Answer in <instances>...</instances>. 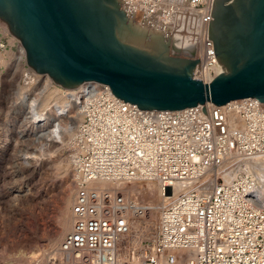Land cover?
Segmentation results:
<instances>
[{
    "label": "built area",
    "instance_id": "2783aa9c",
    "mask_svg": "<svg viewBox=\"0 0 264 264\" xmlns=\"http://www.w3.org/2000/svg\"><path fill=\"white\" fill-rule=\"evenodd\" d=\"M116 1L178 57L196 61L198 50L194 80L211 84L225 74L213 37L219 0ZM178 42L186 45L180 51ZM0 56V74L32 86L22 98L36 114L30 128L41 134L36 156L66 144L72 165L74 222L48 264H264V191L249 167L264 158V103L136 110L106 84L66 88L49 76L60 98L31 107L33 94H45L36 85L43 74L1 18ZM134 182L156 184L163 201L153 237L140 242L134 226L147 218L148 203L121 189Z\"/></svg>",
    "mask_w": 264,
    "mask_h": 264
},
{
    "label": "water",
    "instance_id": "95a60500",
    "mask_svg": "<svg viewBox=\"0 0 264 264\" xmlns=\"http://www.w3.org/2000/svg\"><path fill=\"white\" fill-rule=\"evenodd\" d=\"M224 1L217 5L213 37L227 68L211 84L192 78L197 49L196 61L169 67L126 40L128 23L116 0H0V18L21 40L28 65L66 88L103 83L144 111L249 98L264 103V0Z\"/></svg>",
    "mask_w": 264,
    "mask_h": 264
},
{
    "label": "rangeland",
    "instance_id": "374dc122",
    "mask_svg": "<svg viewBox=\"0 0 264 264\" xmlns=\"http://www.w3.org/2000/svg\"><path fill=\"white\" fill-rule=\"evenodd\" d=\"M115 8L122 12L119 3ZM125 20L135 29L142 31L146 29L149 33L155 32L139 25L141 23L138 19L125 17ZM165 45L167 48L166 51L164 49V55L148 47L137 48L147 51L157 59L160 58L159 60L169 67H184L191 61L178 57L169 43ZM177 46L179 49L184 48L178 44ZM21 83L23 84V79ZM1 87L0 82V90H2L0 91V144L2 145L6 127L1 111L10 103L11 96L8 90L3 92ZM15 115L13 110L10 119L12 146L3 148L0 145V264H47L49 257L72 229L71 207L76 189L72 184L71 168L63 159L52 158L51 161H55L57 165L49 164L47 158L43 159L42 163H39L38 159L35 163L25 162L27 155H32L33 150L21 148L18 137L23 131L22 120L17 121ZM15 141H17L16 144ZM26 153V159H22L23 154ZM64 155L67 156V153L64 152ZM56 166H60L62 170L67 169V173L64 175H60V171L55 173ZM68 200L70 205L67 207ZM143 200L146 202L144 198ZM66 210L72 224L70 231L65 232L59 240L57 235L63 224V212Z\"/></svg>",
    "mask_w": 264,
    "mask_h": 264
},
{
    "label": "bare ground",
    "instance_id": "6f19581e",
    "mask_svg": "<svg viewBox=\"0 0 264 264\" xmlns=\"http://www.w3.org/2000/svg\"><path fill=\"white\" fill-rule=\"evenodd\" d=\"M139 25H141V24H139ZM126 26H123V29H122L123 35L126 36V40H128V39L131 40V42L136 47H139V46L148 47V48L164 55L163 52H164V49L166 51L167 46L165 44L167 43V41L165 40V38L162 34L156 32V31L153 33L152 32L149 33V32H147L146 29H144V31H142L140 29H135L134 27H132L129 24ZM142 27H144V26H142ZM146 38H147V40H146ZM159 42H160V44H159ZM178 45L185 47V44H183L182 42H178ZM181 49H179V47H178L179 51ZM4 61H5L4 58L2 56H0V62H4ZM8 74L9 75H7L5 77H3L2 74H0V80H1L0 82L2 84L1 88L3 89V92L8 90V92L10 93V96H11V100L9 101L10 103L7 104L1 111L3 121H4V124L6 127L5 138H4V142L2 143V145L0 144L1 147L9 148L12 146L11 145L12 143L10 140V133H11V131H10V119H11V112H12L11 108H12L15 111V114H16L15 117H16L17 121L22 120L21 126L23 127V130L28 132L27 134H24L23 131H21L19 133L18 141L20 142L21 148L28 150V151L33 150L32 155H27V153L25 155L23 154L22 159H26L25 156L27 155V159L25 160V162H29V163L34 162L35 163V162H37V159H38L39 163H42L43 159L47 158L49 164H53V163L55 164L56 163L55 161H51L52 158L53 159L61 158V159H63V161H65L66 163L69 164L71 171H72L71 161H70L69 157L65 156L63 153V150H65V148H67L66 144L62 145L61 147H52L50 149V151L48 152V154L45 155V157L36 156L35 152L37 150V146H34V145L36 144V141L39 140V137L41 136V134L39 132L35 131L34 129L30 128L28 116H30V118H32V119H35L36 114L34 113L33 109L26 108V104L24 102L25 100H23V98H22V94L27 90L29 91L32 86L31 87L20 86L19 81L22 77L14 79V78H12V77H14L13 74H10V73H8ZM38 77L39 78L37 79L36 85H37V87H39V89L43 88V91L45 92V94L43 97L38 96L36 94H33L31 97L32 98L31 99V101H32L31 107H35L39 103L44 105V107H46L47 104L51 100H57L60 98V92L54 86H52V79H50L48 74H43V75H40ZM0 91H2V90H0ZM0 100H1V98H0ZM207 104L211 105V103H207ZM35 138L37 140L33 141ZM16 143H17V141H15V144ZM56 161L58 162L59 160H56ZM55 165H57V163ZM249 167H250L251 173L254 174L259 179L261 186L263 187V191H264V158L257 159L255 161L251 162ZM64 169L65 168H63V170H62L60 166H56L55 167V173L60 171L61 172L60 175H64L67 173V169L66 170H64ZM100 185L101 186H107V184H104V183H101ZM121 189L124 192L127 199H132L136 196H139L142 200L144 198L147 201V203H148L147 207L149 209V212L147 214V218L145 219V221L142 220V222L144 221L143 223L140 221H137L135 223L134 228H138L136 230V231H138V233H135L136 235H134V238H136L139 242H140L141 238H152L154 235V232H155V228L157 226V222H158V213L161 209V205L163 202L161 199L162 197L160 195V190H159L158 186L152 182H134L130 185L122 186ZM27 191H30V189H27ZM73 192H74V190H73ZM21 196H22V194H21ZM23 197H24V195H23ZM69 205H70V201L68 200L67 207ZM63 213H64L63 214V224L59 228V233L57 235V239H59V240L62 237V235H64L65 232L70 231V227L72 224V221L70 219V216L68 215L67 210ZM72 219L74 222L73 215H72ZM141 223L144 224V226L140 229V227H138V225ZM72 226H73V224H72ZM47 264H48V261H47Z\"/></svg>",
    "mask_w": 264,
    "mask_h": 264
}]
</instances>
